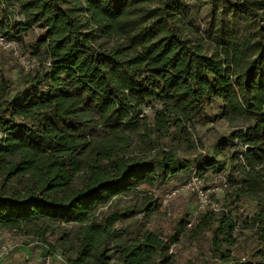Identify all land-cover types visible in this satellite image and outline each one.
Segmentation results:
<instances>
[{"label": "trees", "instance_id": "16d2710c", "mask_svg": "<svg viewBox=\"0 0 264 264\" xmlns=\"http://www.w3.org/2000/svg\"><path fill=\"white\" fill-rule=\"evenodd\" d=\"M33 32L40 66L17 91L0 74V228L35 235L68 264H176L183 229L141 223L153 197L121 210L115 197L228 168V202L253 206L244 228L258 260L230 259V209L207 210L193 236L212 232L223 264H264V0H0V37ZM209 110L232 130L212 157H181L199 147Z\"/></svg>", "mask_w": 264, "mask_h": 264}, {"label": "rangeland", "instance_id": "374dc122", "mask_svg": "<svg viewBox=\"0 0 264 264\" xmlns=\"http://www.w3.org/2000/svg\"><path fill=\"white\" fill-rule=\"evenodd\" d=\"M203 26L209 22V17L201 19ZM39 32V31H38ZM35 32L25 37V42H15L12 47L5 46L0 42V74L14 82V90L21 89L24 77L27 73L34 72L40 66L39 59L34 56V52L29 47V41L35 36ZM5 41L10 42L5 39ZM24 44L26 47H24ZM112 45L111 42L108 44ZM51 65V64H47ZM218 110H209L206 123L198 124L197 139L199 147L194 151L179 152L184 158H197L198 155L212 157L214 148L221 136L229 133L232 128L224 119H217L212 122L213 116L218 114ZM171 148L176 146V142L171 139H163ZM219 156L218 159H221ZM230 167V164L228 165ZM195 171L182 173L171 179V181L163 183L155 182L153 185L142 184L139 189L145 193L140 195L139 199H135L132 195H119L117 209H124L131 206H140L145 197H153L158 203L151 212V215H140L141 223L152 231L162 233L168 236L177 232L178 228H182L184 232L180 233V242L172 244L170 254L173 255L176 264H223L219 259H215L210 252L212 232L206 230L201 234L193 236L194 230L200 221V217L207 210L220 212L222 209H230L232 214L239 215L237 218V228L235 229L236 243L230 247L232 258L247 259L257 261L253 258L252 248L254 242L252 238L253 231L245 229L244 219L250 218L253 206L252 204L242 203L240 208L236 209L227 200V187L224 188L223 182L228 177V168L221 174L211 176L206 174L203 178L199 177L201 182L192 187H188L187 183ZM20 177V176H19ZM3 182L0 178V184ZM14 183V184H13ZM20 187L14 181H10L8 186ZM199 191H202L205 197H201ZM214 208H218L215 211ZM107 207H103L100 211H104ZM192 223V226H189ZM49 240L53 243L55 238L49 236ZM4 243L16 245L15 250L8 255L4 262L0 264H45L46 259H51L50 264H68L67 260L58 251L57 254H50V248L40 238L31 234H24L16 230H7L0 228V246ZM226 247V245H225ZM29 250V251H28ZM31 255L27 256L28 252ZM20 254V256H19ZM14 257H17L15 260ZM233 258V259H234Z\"/></svg>", "mask_w": 264, "mask_h": 264}, {"label": "built area", "instance_id": "2783aa9c", "mask_svg": "<svg viewBox=\"0 0 264 264\" xmlns=\"http://www.w3.org/2000/svg\"><path fill=\"white\" fill-rule=\"evenodd\" d=\"M0 42L2 44L5 43V46H7V47L14 48L13 45L15 44V42H12V41L7 42V41H5V39L3 37H0ZM200 182H201V180L195 174L194 176H192L190 178V180L187 183V186L194 188V186L197 185V184H199ZM199 192H201L200 195H201V197L203 199V197H205L204 193L202 191H199ZM214 209H215V211L218 210V208H214ZM189 226H192V223H189ZM15 248H16V245H14V244H10V243H4V244H2L0 246V259H5L8 255H10L15 250ZM50 263H51V259L47 258L45 264H50Z\"/></svg>", "mask_w": 264, "mask_h": 264}, {"label": "crops", "instance_id": "0c3cea01", "mask_svg": "<svg viewBox=\"0 0 264 264\" xmlns=\"http://www.w3.org/2000/svg\"><path fill=\"white\" fill-rule=\"evenodd\" d=\"M28 251H29V250H28ZM28 251H26V252H28ZM27 254H28L27 256L31 255L30 252H28ZM19 256H20V254H19ZM14 258H15V260L17 259V257H14ZM0 262H4V260H3V261L1 260Z\"/></svg>", "mask_w": 264, "mask_h": 264}]
</instances>
